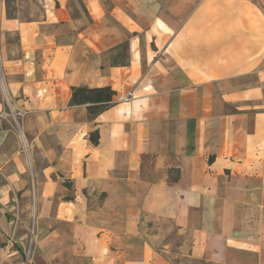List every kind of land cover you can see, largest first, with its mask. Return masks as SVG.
I'll return each instance as SVG.
<instances>
[{
  "label": "crops",
  "instance_id": "0c3cea01",
  "mask_svg": "<svg viewBox=\"0 0 264 264\" xmlns=\"http://www.w3.org/2000/svg\"><path fill=\"white\" fill-rule=\"evenodd\" d=\"M73 87L115 96L89 118ZM12 235L0 264H264V0L1 8Z\"/></svg>",
  "mask_w": 264,
  "mask_h": 264
},
{
  "label": "trees",
  "instance_id": "16d2710c",
  "mask_svg": "<svg viewBox=\"0 0 264 264\" xmlns=\"http://www.w3.org/2000/svg\"><path fill=\"white\" fill-rule=\"evenodd\" d=\"M115 64V62L113 63ZM115 96V91L110 87L87 88L73 87L71 89L70 105L85 106L89 118H94L108 108ZM98 131L89 134V140L96 145L98 143Z\"/></svg>",
  "mask_w": 264,
  "mask_h": 264
},
{
  "label": "rangeland",
  "instance_id": "374dc122",
  "mask_svg": "<svg viewBox=\"0 0 264 264\" xmlns=\"http://www.w3.org/2000/svg\"><path fill=\"white\" fill-rule=\"evenodd\" d=\"M18 2L20 4V6H24L26 3L28 5V7H33L35 0H18ZM15 4H16V0H0V9L4 8L6 10V15L9 17V16L13 15V9L15 8ZM26 16H29V15H26ZM29 245L31 247L30 242H29L28 246ZM28 246H27L26 251H25V255H27V256L25 258V255H24V258H23L24 263L26 260H28V257H29Z\"/></svg>",
  "mask_w": 264,
  "mask_h": 264
},
{
  "label": "built area",
  "instance_id": "2783aa9c",
  "mask_svg": "<svg viewBox=\"0 0 264 264\" xmlns=\"http://www.w3.org/2000/svg\"><path fill=\"white\" fill-rule=\"evenodd\" d=\"M13 247V235L8 239L3 247H0V253L6 255L8 254L9 250ZM30 250V245L28 246V253ZM27 255H25L26 258ZM28 260L25 261L23 264H27Z\"/></svg>",
  "mask_w": 264,
  "mask_h": 264
}]
</instances>
